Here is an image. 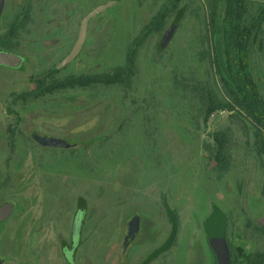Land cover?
<instances>
[{
    "label": "rangeland",
    "instance_id": "obj_1",
    "mask_svg": "<svg viewBox=\"0 0 264 264\" xmlns=\"http://www.w3.org/2000/svg\"><path fill=\"white\" fill-rule=\"evenodd\" d=\"M109 1L90 18L78 54L65 61L84 16ZM171 2L1 0L0 53L21 60L0 61V174L8 171L9 192L19 191L26 221L36 224L18 241L16 223L5 229L7 264L17 255L24 264H69L80 211L83 254L93 264H137L166 234L163 264H247L264 251V155L230 111L205 121L209 91L229 99L210 56L211 14L221 16L225 0H179L144 40V27ZM246 4L247 19L256 20L249 68L264 95V0ZM115 72L125 75L121 83L54 87L68 76ZM228 124L232 157L222 173L204 143ZM35 135L68 145H43ZM133 216L142 235L125 253L119 249ZM213 225L224 233L225 259Z\"/></svg>",
    "mask_w": 264,
    "mask_h": 264
},
{
    "label": "trees",
    "instance_id": "obj_2",
    "mask_svg": "<svg viewBox=\"0 0 264 264\" xmlns=\"http://www.w3.org/2000/svg\"><path fill=\"white\" fill-rule=\"evenodd\" d=\"M178 4L179 0H172L160 15L155 16L142 30V38L145 40L151 31L161 29L165 19L173 13ZM246 14V0H225L222 15H216V11L211 14V62L220 74V80L229 99L223 101L215 92L209 91L203 102L205 121L218 110L230 111V117L236 119L243 130L252 131L254 144L264 155V95L249 68L248 54L256 20L253 22L248 20ZM128 62L130 65L133 62L132 53L128 55ZM124 77L122 72L83 77L68 76L62 81H56L54 87L86 86L93 81L105 84L121 83ZM41 82H44L43 79ZM43 87L38 86L40 90ZM233 133V127L228 124L212 132V142L204 143L210 158L216 162L218 170L222 173L231 165ZM247 264H264V251L252 254L247 259Z\"/></svg>",
    "mask_w": 264,
    "mask_h": 264
},
{
    "label": "flooded vegetation",
    "instance_id": "obj_3",
    "mask_svg": "<svg viewBox=\"0 0 264 264\" xmlns=\"http://www.w3.org/2000/svg\"><path fill=\"white\" fill-rule=\"evenodd\" d=\"M36 136V135H35ZM10 145L12 146V140L9 141ZM4 175V176H3ZM12 178V176H11ZM10 177L8 175V171L4 170L2 174H0V236H2L3 232L5 229L8 227L9 224L16 223L17 228L19 229V235L16 238V240H19V237H21V233L23 230L28 228L30 225H32V228L36 227V224L33 222H28L26 220L29 219V215H26V210L27 206L25 205V201L23 200V197H20L18 192L19 191H11L9 192L8 188L10 187L9 182H10ZM21 192V191H20ZM35 202V199H32ZM39 208V207H38ZM83 210V209H82ZM39 211V209H38ZM39 214V213H38ZM84 214L85 212L80 211L79 216H82V222H81V227H80V234H83V237L80 236L78 237V241L76 242L74 246V239L72 238V247L68 249L67 253V259L68 263L72 264L75 262L77 263V258L79 253H81L82 257H80L81 264H93L90 263L87 259V257L84 256L83 254V247L85 244V235L83 233L82 225L84 222ZM136 217H131V219L128 220L127 222V228L126 232L124 234L123 240L121 242L120 249H122V252H127L128 247L138 238L142 235V226L140 225V222H135L134 220ZM138 219V218H137ZM40 217L37 215V221L39 223ZM39 225V224H38ZM81 242V243H80ZM81 244V245H80ZM157 242L155 240V246L152 247L151 251L148 252V254L145 256L144 259H142L140 262L137 264H152L157 259H160V263L163 264L166 261H164V256L168 251V239H167V234L164 238V240L160 242ZM12 244V253L10 255H13L14 248ZM2 247H0V264H7L8 262L5 260L6 255L2 253L1 251ZM5 255V256H4ZM10 255H7L9 257ZM119 254L117 255L119 259ZM5 258V259H4ZM17 260L14 261L13 264H24L23 262L21 263L19 255H17ZM128 260V259H127ZM126 260V261H127ZM95 264V263H94Z\"/></svg>",
    "mask_w": 264,
    "mask_h": 264
},
{
    "label": "water",
    "instance_id": "obj_4",
    "mask_svg": "<svg viewBox=\"0 0 264 264\" xmlns=\"http://www.w3.org/2000/svg\"><path fill=\"white\" fill-rule=\"evenodd\" d=\"M114 1H109L106 3H102L92 9L89 13H87L86 16L81 21V26H80V32L79 36L77 38V41L73 47V49L70 51L69 55L66 57L65 61L71 60L73 57H75L78 52L80 51L82 44L84 42L85 36H86V30H87V25L93 16L98 14L99 12L105 10L108 6H110ZM0 6H1V0H0ZM174 27H170L166 34L164 35L163 41L166 43L169 38L171 37L173 33ZM20 58L6 52H1L0 53V61L6 64H11V65H16L20 62ZM35 139L39 141L43 145H50V146H67L68 143L62 139L59 138H54V137H42V136H35ZM81 222H82V216H79L75 225H74V232H73V239H74V246L76 242L78 241V237L80 234V227H81ZM212 233H213V241L214 245L217 248L218 255L220 259H225L226 256V248H225V240H224V233L222 229L218 225H214L212 228Z\"/></svg>",
    "mask_w": 264,
    "mask_h": 264
}]
</instances>
